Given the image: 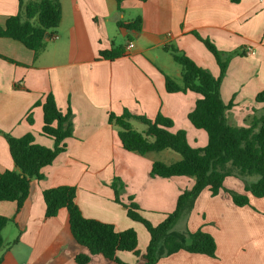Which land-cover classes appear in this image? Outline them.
<instances>
[{
    "label": "crops",
    "instance_id": "0c3cea01",
    "mask_svg": "<svg viewBox=\"0 0 264 264\" xmlns=\"http://www.w3.org/2000/svg\"><path fill=\"white\" fill-rule=\"evenodd\" d=\"M59 1L62 19L51 34L58 39H47L39 55L18 41L0 38V172L15 168L3 133L17 138L31 133L37 144L54 147V140L42 135L44 113L36 106L49 93L62 112L72 110L74 124L66 151L43 168V180H32L22 209L17 210L16 202H0V215L13 220L2 232L1 264H77L75 257L88 253L70 231L67 208L45 218L43 192L58 186L76 187L75 201L85 218L112 224L118 232L134 229L138 250L146 252L150 234L115 201L112 182L118 178L124 185L122 202L133 197L143 217L158 226L194 179L151 177L155 161L169 164L180 156L171 150L147 156L126 151L108 117L125 109L150 119L161 112L173 120L171 132L184 130L192 147H205L207 133L188 118L200 96L169 93L165 84L166 76L181 83V66L165 49L170 47L214 77L220 75L215 57L193 32L231 54L220 89L222 101L234 104L227 112L230 124L248 127L254 117L264 116V102L256 101L264 91V0H124L122 11L116 0ZM19 5V0H0V27L18 14ZM138 17L139 30L118 25ZM130 42L134 47L127 50ZM247 46L256 53L245 56ZM115 47L125 55L115 60L100 56ZM30 112L33 124L27 120ZM233 176L224 187L246 193L245 184ZM248 196L250 204L239 207L225 191L214 196L205 189L172 231L183 241L187 232L209 233L217 244L216 257L179 251L156 264H264V198ZM118 258L122 264H145L132 252H118ZM88 264L118 263L95 255Z\"/></svg>",
    "mask_w": 264,
    "mask_h": 264
},
{
    "label": "trees",
    "instance_id": "16d2710c",
    "mask_svg": "<svg viewBox=\"0 0 264 264\" xmlns=\"http://www.w3.org/2000/svg\"><path fill=\"white\" fill-rule=\"evenodd\" d=\"M19 1L18 14L10 16L5 26L0 27V38L18 41L37 56L45 49L47 38L60 25L62 5L59 0ZM116 2L118 10L122 11L124 0ZM118 25L139 30L141 18L138 17L133 23L119 22ZM193 35L215 57L220 67V75L214 77L210 71L200 67L183 52L170 47L165 49L181 66V83L166 76L165 84L169 93L190 91L200 96L188 118L195 128L207 133V145L194 148L189 144L184 130L171 132L174 122L161 112L154 119H150L134 115L125 109L122 115L110 113L108 122L118 129L122 146L128 152L147 156L150 153L171 150L180 156V160L169 164L155 161L151 177L185 176L194 179V185L179 196L176 209L161 224L154 226L143 217L133 197H129V203L122 202L120 195L124 191V185L118 178L114 179L112 188L115 201L126 208L129 218L142 223L150 234V242L143 255L138 250V235L134 229L118 232L112 224L83 216L75 201L76 187L58 186L45 190V218L56 217L62 208H67L70 231L75 241L88 250V253L75 257L77 264H88L95 255L122 264L118 252L124 251L141 256L145 264H156L162 257L179 251L215 258L217 244L209 233L201 229L194 233L187 232L188 238L183 241L182 236L172 231L177 222L191 212L198 196L205 189H209L214 196L223 190L231 196L234 205L239 207L250 204L248 194L264 198V116L254 117L248 127L230 124L227 112L234 104H225L222 101L220 89L231 54L220 51L210 39L203 38L198 32H193ZM123 55L122 47L100 52V56L106 60H115ZM256 101L264 102V91L257 95ZM36 106L43 109L42 135L54 140L53 148L37 144L31 133L19 138L3 133L15 168L0 172V202H16L18 211L29 196L32 180L45 178L43 168L51 165L66 151L65 141L74 135L73 112L70 108L67 112H62L53 93H49L44 101L37 102ZM27 120L33 124L32 112ZM132 121L142 123L146 130H135ZM234 174L245 180L246 193L238 194L224 187L225 179ZM249 177L256 179L250 180ZM11 221L13 220L0 215V250L5 246L2 232Z\"/></svg>",
    "mask_w": 264,
    "mask_h": 264
},
{
    "label": "built area",
    "instance_id": "2783aa9c",
    "mask_svg": "<svg viewBox=\"0 0 264 264\" xmlns=\"http://www.w3.org/2000/svg\"><path fill=\"white\" fill-rule=\"evenodd\" d=\"M47 39L56 40V39H58V36L57 35H51ZM133 47H134V44L132 42H130L127 46V50H130ZM243 51H244L243 53L245 56H252L256 53V50L252 46H247Z\"/></svg>",
    "mask_w": 264,
    "mask_h": 264
},
{
    "label": "rangeland",
    "instance_id": "374dc122",
    "mask_svg": "<svg viewBox=\"0 0 264 264\" xmlns=\"http://www.w3.org/2000/svg\"><path fill=\"white\" fill-rule=\"evenodd\" d=\"M134 124V129L135 130H137V131H139V132H143V131H145L146 130V127H145V125H143L142 123H140V122H136V123H133ZM231 176H233V175H231ZM233 177H235V176H233ZM237 177V176H236ZM252 179V177H249V179ZM237 180H236V182H239V180H241L240 182H242L243 184H245V180L243 179V178H239V177H237L236 178ZM253 179H255L254 177H253ZM231 180V179H230ZM230 182L231 181H228V184H230ZM235 183V180L234 181H232L231 182V185H233ZM232 191H234V190H232ZM234 192H236V191H234ZM236 193H238V192H236ZM239 194V193H238ZM178 228L179 227H177V229H176V231H178Z\"/></svg>",
    "mask_w": 264,
    "mask_h": 264
}]
</instances>
